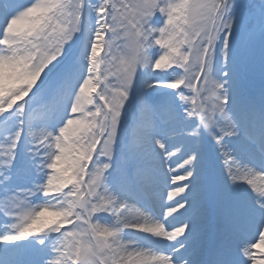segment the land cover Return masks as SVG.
I'll use <instances>...</instances> for the list:
<instances>
[{
	"label": "snow or ice",
	"instance_id": "1",
	"mask_svg": "<svg viewBox=\"0 0 264 264\" xmlns=\"http://www.w3.org/2000/svg\"><path fill=\"white\" fill-rule=\"evenodd\" d=\"M0 264H264V0H0Z\"/></svg>",
	"mask_w": 264,
	"mask_h": 264
}]
</instances>
